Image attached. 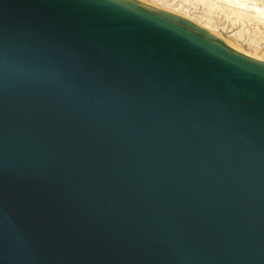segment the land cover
Here are the masks:
<instances>
[{
	"label": "water",
	"instance_id": "95a60500",
	"mask_svg": "<svg viewBox=\"0 0 264 264\" xmlns=\"http://www.w3.org/2000/svg\"><path fill=\"white\" fill-rule=\"evenodd\" d=\"M0 264H264V59L140 0H0Z\"/></svg>",
	"mask_w": 264,
	"mask_h": 264
},
{
	"label": "rangeland",
	"instance_id": "374dc122",
	"mask_svg": "<svg viewBox=\"0 0 264 264\" xmlns=\"http://www.w3.org/2000/svg\"><path fill=\"white\" fill-rule=\"evenodd\" d=\"M140 1L192 20L232 48L264 59V0Z\"/></svg>",
	"mask_w": 264,
	"mask_h": 264
},
{
	"label": "bare ground",
	"instance_id": "6f19581e",
	"mask_svg": "<svg viewBox=\"0 0 264 264\" xmlns=\"http://www.w3.org/2000/svg\"><path fill=\"white\" fill-rule=\"evenodd\" d=\"M148 4V3H147ZM150 5V4H149ZM151 6H153V5H151ZM155 7V6H154ZM158 8V7H157ZM160 9V8H159ZM163 10V9H162ZM241 10V9H240ZM192 21V20H191ZM193 22V21H192ZM195 23V22H194ZM197 24V23H196Z\"/></svg>",
	"mask_w": 264,
	"mask_h": 264
}]
</instances>
